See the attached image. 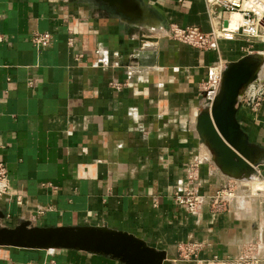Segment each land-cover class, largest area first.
<instances>
[{
    "label": "crops",
    "instance_id": "0c3cea01",
    "mask_svg": "<svg viewBox=\"0 0 264 264\" xmlns=\"http://www.w3.org/2000/svg\"><path fill=\"white\" fill-rule=\"evenodd\" d=\"M228 19L203 0H0V164L10 188L0 197V224L107 226L176 264L262 252L261 205L239 201L212 217L207 205L192 215L172 200L191 173L205 195L232 181L196 132L202 87L210 71L264 55V39L226 33L200 50L170 30L219 32ZM35 32L51 34L43 51L31 41ZM237 119L264 150V103L256 112L241 104ZM257 171L264 184V161ZM185 243L202 245L197 261L183 260ZM29 263L122 264L0 247V264Z\"/></svg>",
    "mask_w": 264,
    "mask_h": 264
},
{
    "label": "water",
    "instance_id": "95a60500",
    "mask_svg": "<svg viewBox=\"0 0 264 264\" xmlns=\"http://www.w3.org/2000/svg\"><path fill=\"white\" fill-rule=\"evenodd\" d=\"M263 71V54H250L230 63L221 73L213 103L204 106L197 117L196 132L212 163L232 181H250L264 161V150L249 141L237 119L241 97L248 86L263 82ZM5 219L6 213L0 210V222ZM0 247L77 251L122 264H176L142 238L107 226L35 227L22 221L10 228L0 224Z\"/></svg>",
    "mask_w": 264,
    "mask_h": 264
},
{
    "label": "built area",
    "instance_id": "2783aa9c",
    "mask_svg": "<svg viewBox=\"0 0 264 264\" xmlns=\"http://www.w3.org/2000/svg\"><path fill=\"white\" fill-rule=\"evenodd\" d=\"M178 4H182L184 0H173ZM209 9L216 8L218 12L225 13L229 16L227 26L219 32L212 31L204 33L199 28L173 27L170 30L169 37L175 41L181 42L200 50H210L213 48L215 41L219 35L226 33H239L246 39H264V0H203ZM238 15L241 23L235 30H229L232 15ZM31 41L38 51L45 50L51 42V34L48 32H35L32 34ZM72 40L69 46H72ZM222 70L214 69L210 71L207 82L202 87L203 100L205 105H211L217 96ZM114 86L119 87L118 84ZM264 103V82L254 83L246 89L241 104L244 108L251 112H256ZM238 184L230 181L213 194L205 195L199 191L200 184L195 178V174L191 173L188 177V183L181 190L176 191L172 200L174 204L189 214H198L204 205L210 208L212 217H216L229 209L236 203ZM10 188L6 181V170L0 164V197L6 196L10 192ZM202 245L199 243H185L179 246L183 260H198V252ZM248 250L246 254L240 255L233 259L221 260L213 257L210 264H262L264 261V250L259 253ZM40 264V263H29Z\"/></svg>",
    "mask_w": 264,
    "mask_h": 264
},
{
    "label": "rangeland",
    "instance_id": "374dc122",
    "mask_svg": "<svg viewBox=\"0 0 264 264\" xmlns=\"http://www.w3.org/2000/svg\"><path fill=\"white\" fill-rule=\"evenodd\" d=\"M240 23H241V19L239 18L238 19V26ZM253 179H256V180H253ZM251 180H253V181H251ZM233 182H236V181H233ZM261 182L262 181L255 178V176L252 177V179H250V181H242V182H239L240 184L238 182H236L238 185L235 187L238 188L237 192L239 194L237 196L236 202L239 203V201H240L244 205L247 202V203H251V205H253V206H254V203H256L258 205H261L264 209V185H263V182L262 183ZM258 184H259V187H256V186H258ZM254 185H256V186H254Z\"/></svg>",
    "mask_w": 264,
    "mask_h": 264
},
{
    "label": "bare ground",
    "instance_id": "6f19581e",
    "mask_svg": "<svg viewBox=\"0 0 264 264\" xmlns=\"http://www.w3.org/2000/svg\"><path fill=\"white\" fill-rule=\"evenodd\" d=\"M240 17L238 16V15H232L231 16V20H230V27H229V30H235L237 27H238V19H239ZM254 177V176H253ZM253 180H256V179H253ZM253 180H251V181H253ZM262 181V180H261ZM262 183V182H261ZM261 185V184H260ZM264 185V184H263ZM244 186V185H243ZM254 186H256V185H254ZM256 187H259V184H258V186H256ZM255 187V188H256ZM259 190V189H258ZM262 190V189H261Z\"/></svg>",
    "mask_w": 264,
    "mask_h": 264
}]
</instances>
